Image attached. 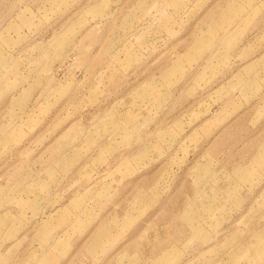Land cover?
Returning a JSON list of instances; mask_svg holds the SVG:
<instances>
[{"label":"rangeland","instance_id":"1","mask_svg":"<svg viewBox=\"0 0 264 264\" xmlns=\"http://www.w3.org/2000/svg\"><path fill=\"white\" fill-rule=\"evenodd\" d=\"M0 264H264V0H0Z\"/></svg>","mask_w":264,"mask_h":264}]
</instances>
